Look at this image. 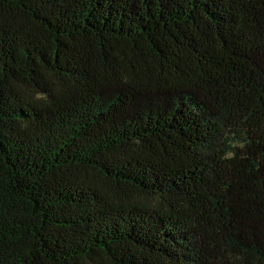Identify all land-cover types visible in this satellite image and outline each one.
<instances>
[{
    "label": "trees",
    "instance_id": "trees-1",
    "mask_svg": "<svg viewBox=\"0 0 264 264\" xmlns=\"http://www.w3.org/2000/svg\"><path fill=\"white\" fill-rule=\"evenodd\" d=\"M0 264H264V0H0Z\"/></svg>",
    "mask_w": 264,
    "mask_h": 264
}]
</instances>
